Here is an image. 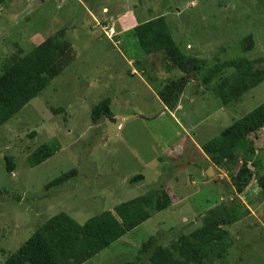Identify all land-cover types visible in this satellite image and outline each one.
I'll use <instances>...</instances> for the list:
<instances>
[{
	"label": "rangeland",
	"instance_id": "374dc122",
	"mask_svg": "<svg viewBox=\"0 0 264 264\" xmlns=\"http://www.w3.org/2000/svg\"><path fill=\"white\" fill-rule=\"evenodd\" d=\"M161 16L166 17L181 51L205 61L200 72L187 76L190 86L182 108L172 116L163 103L151 100L112 103L116 117L95 124L92 110L112 89L121 93L118 87L126 86L131 95L135 91L143 97L148 94L131 75L133 68L108 59L126 54L140 73L141 67L148 70L151 66L141 56L147 50H141L130 34L122 35L118 44L113 36L108 39L106 31L113 27V20L115 33ZM62 30L72 44L75 61L0 130V264L51 218L66 213L83 225L108 212L102 220L118 224L116 206L147 194L162 182L171 198L170 207L85 264L135 261L143 244L155 237L151 253L143 256L144 263L151 264L155 250H175L182 237L202 231L210 221L226 222L231 210L240 218L231 225L222 224L226 235L216 246L208 247L204 264H264V191L257 184L264 173V129L252 137L255 151L248 142L233 161L222 166L202 150L204 144L264 103L263 82L223 104L214 87L222 79L233 80L232 68L209 86L202 81L219 61L264 58V0H2L0 74L14 58L25 57ZM249 36L254 39V48L246 52L242 44ZM157 55L158 63L151 62L169 73L163 89L180 80L183 73L167 65L163 53ZM110 62H114L113 70H121L126 76L120 77L118 86L106 83ZM121 114L144 116L133 121L131 136L117 131L123 126L113 119ZM119 121L123 119L119 117ZM182 141L180 155L161 159L160 178L146 171L142 183L124 179L140 173L136 158L145 162L157 153L168 154ZM43 146L55 154L31 167V155ZM253 152L248 160L247 155ZM5 156L14 159L16 169L12 173L7 171ZM244 164L254 175L239 195L232 180ZM211 167L217 179L207 176Z\"/></svg>",
	"mask_w": 264,
	"mask_h": 264
},
{
	"label": "trees",
	"instance_id": "16d2710c",
	"mask_svg": "<svg viewBox=\"0 0 264 264\" xmlns=\"http://www.w3.org/2000/svg\"><path fill=\"white\" fill-rule=\"evenodd\" d=\"M1 3L2 0L0 5ZM127 34L137 40L141 50H147L145 53H163L167 65L184 74L180 80L168 83L159 92L163 104L174 110L188 83L187 76L200 72L205 61L181 51L164 16L141 23ZM242 46L246 52L253 50V37L245 38ZM74 61L72 44L64 30L47 39L25 57L14 58L0 74V130L27 104L39 97ZM256 64L262 67H255ZM229 68L235 70L233 80L222 79V82L214 87L215 95L224 105L228 104L229 99L240 98L264 82V58L249 60L242 57L217 62L203 75L204 85H211L219 74ZM112 116L110 97L100 101L92 110V120L95 124ZM263 129L264 103L224 129L218 137L204 144L202 150L213 163L222 166L227 161H233L243 149L242 145L246 146L248 142L255 151L252 137ZM54 154L48 146L39 148L30 157L31 167L42 164ZM253 155L254 152L247 155V159L251 160ZM5 161L7 171L12 173L16 169L14 159L5 156ZM253 175L254 172L247 164L242 165L238 175L232 180L239 195L249 187ZM143 180L144 177L138 175L130 182L138 183ZM257 184L264 191V173L257 178ZM170 205L171 198L162 182L147 194L116 206L115 213L120 220L118 224L112 225L111 221L102 220L108 212L88 220L83 225L78 224L66 213H61L40 226L3 264H85L128 232L150 220L153 215L167 210ZM228 215L226 222L212 220L202 231L182 237L179 246L174 245L175 250H155L149 259L151 264H204L209 254L208 247L216 246L218 240L226 235L221 229L222 224L231 225L240 218L234 210L229 211ZM193 239L198 242L194 243ZM154 245L155 237H151L143 244L136 260L124 264H145L143 256L151 253Z\"/></svg>",
	"mask_w": 264,
	"mask_h": 264
},
{
	"label": "crops",
	"instance_id": "0c3cea01",
	"mask_svg": "<svg viewBox=\"0 0 264 264\" xmlns=\"http://www.w3.org/2000/svg\"><path fill=\"white\" fill-rule=\"evenodd\" d=\"M145 22H147V21H143L142 23H145ZM115 23H116L115 20H113V27H114V24ZM136 23L137 24L134 25V26H132V27H128L126 29H120V30L116 31L115 33L112 30L113 27L111 26L109 28V30L106 31L107 32L108 39L109 40H112V38H113V39L117 40V43L118 44L122 43V39H121L122 35L127 34L130 30H132L133 28H135L136 26L139 25L138 22H136ZM110 36L111 37L113 36V37L110 39ZM141 56H143L144 58H146V60H148L150 62L149 64L151 66H150V68L148 70H146V67L145 68L144 67H141V72L140 73H138L134 69V67H133L134 66L133 65L134 64V61L132 59H130V58H127L126 54L113 55V57L108 58L109 60L123 61V62L126 63V67L131 68V69L133 68V70L130 72L131 75L134 76L133 78H135V77L138 78V80L140 82L139 84L141 86H143V88L148 92L147 96L146 97L145 96L143 97V96H140L139 92H136V91H135V93H132V95H131V92H130L131 90H127L126 89V86H120V87H118V88H121L122 89V92L121 93L119 91H115L116 89L114 88V90L113 89L111 90V94H110L111 96L109 94L107 95V97H110L111 98V105H112V103H133L134 100H137L136 101L137 103H144V102H147L148 100H151V101H153L155 103L156 102L163 103L162 100L159 97V92L161 90H163L162 89V85L166 82L165 81L166 80L165 78L169 77V73L166 72V70L163 68L162 65L160 66V64H157V66H155L151 62V61H157V63H158L159 58L157 57L158 56L157 54H152V56H150V55H148L147 53L144 52V53L141 54ZM112 63H114V62H110L108 64L109 65V70H107L108 74H105V76H106L105 80H107L106 83H109L110 82L113 85H115V86L117 85L118 86L117 83H119L120 77L121 76H125V75L121 72V70H120V73L118 72V70H116V68H115V70H113V68H112L113 64ZM126 67H125V69H126ZM183 75H182V77H183ZM188 84H189V82L187 83V85H186L183 93L179 97L175 109L174 110H170L167 107H165L166 110L169 111L170 114H172V116H174L175 113L178 112L182 108V103L186 99L185 98L186 91L188 90V88L190 86ZM112 92L114 93V95H117V97H120L122 99L116 98L115 96H113ZM127 92H129V93H127ZM137 95H138V97L135 98ZM130 96L131 97H134V99L133 98H130V99L129 98H126V97H130ZM125 99H129V100H125ZM116 114H118V113H114L113 112V116L114 117H116ZM119 117H120V119H123V121H119ZM141 117L143 118L144 116L142 114H127V116H122V114H121V116L120 115H117V118L118 119L115 118V119H113V121L115 123H117L118 126L119 125H122L123 126L119 130H117L118 132L124 133L126 131L128 133L127 135L128 136L129 135L131 136L130 129H132V128L135 127V126H133V121H138L139 119H141ZM117 120L120 123H118ZM106 133H108V132H104V134H106ZM124 137H125V134H123V140L125 141V138ZM185 137L183 138V140H185ZM191 140L194 142L193 138ZM182 146H183V141H182L181 146L172 147V150L170 149V152L168 154H166L164 152L163 153L161 152V154L157 153L156 155L152 156L148 161H145L148 166L150 165L149 167L145 166L146 164H145V162H143L142 159L136 158L137 164L141 167V168L138 167V171H140V173H137L136 175L134 174L135 176H133V175L128 176L127 178H124V179L127 182H129L131 179H133L132 177H136L138 175H142L144 177V180L141 181V183H142V182H144L146 180V175L144 174V172H146V171L150 172V174L155 173V179H158L157 177L160 178V176H161V166L163 164V161H165L163 159V157H167V158H175V157H177L181 153ZM161 159L163 161H161ZM150 167H152V168H150ZM140 169H142V172H141Z\"/></svg>",
	"mask_w": 264,
	"mask_h": 264
},
{
	"label": "water",
	"instance_id": "95a60500",
	"mask_svg": "<svg viewBox=\"0 0 264 264\" xmlns=\"http://www.w3.org/2000/svg\"><path fill=\"white\" fill-rule=\"evenodd\" d=\"M206 174L208 177H213L214 179H217V177H215V172L212 167L208 169Z\"/></svg>",
	"mask_w": 264,
	"mask_h": 264
},
{
	"label": "built area",
	"instance_id": "2783aa9c",
	"mask_svg": "<svg viewBox=\"0 0 264 264\" xmlns=\"http://www.w3.org/2000/svg\"><path fill=\"white\" fill-rule=\"evenodd\" d=\"M120 129V128H119Z\"/></svg>",
	"mask_w": 264,
	"mask_h": 264
}]
</instances>
